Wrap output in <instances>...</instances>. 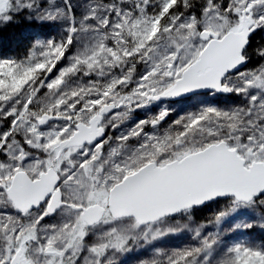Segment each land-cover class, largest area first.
Segmentation results:
<instances>
[{
	"label": "snow or ice",
	"instance_id": "obj_1",
	"mask_svg": "<svg viewBox=\"0 0 264 264\" xmlns=\"http://www.w3.org/2000/svg\"><path fill=\"white\" fill-rule=\"evenodd\" d=\"M0 264H264V0H0Z\"/></svg>",
	"mask_w": 264,
	"mask_h": 264
},
{
	"label": "trees",
	"instance_id": "obj_2",
	"mask_svg": "<svg viewBox=\"0 0 264 264\" xmlns=\"http://www.w3.org/2000/svg\"><path fill=\"white\" fill-rule=\"evenodd\" d=\"M6 36H7L8 39H11L12 38V33H8V34H6Z\"/></svg>",
	"mask_w": 264,
	"mask_h": 264
}]
</instances>
